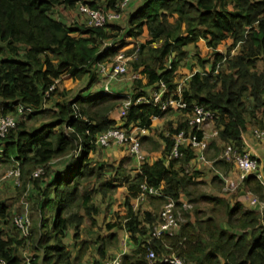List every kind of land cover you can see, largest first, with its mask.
Masks as SVG:
<instances>
[{
	"label": "trees",
	"instance_id": "16d2710c",
	"mask_svg": "<svg viewBox=\"0 0 264 264\" xmlns=\"http://www.w3.org/2000/svg\"><path fill=\"white\" fill-rule=\"evenodd\" d=\"M118 1L0 0V115L15 119L16 115L26 116V120L48 113L52 117L34 129L27 128L26 120L16 119V126L0 139V161L18 169L21 184L15 188L16 194L27 195L24 203H31L36 214L24 236L14 225L20 212L13 213L0 202V261L25 264L19 252L28 244L33 252L30 264L80 263L88 244L82 242L72 256L64 240L69 233L77 240L84 223H88L87 230L96 227V194L104 201L122 188V222L106 225L110 232L117 229L107 238L96 236L97 259L92 264H105L117 256L118 264H148L149 250L157 258L172 254L184 264H264V211L226 196L198 195L196 179L202 174L194 167V150L182 146L180 158L169 157L178 132L199 136L189 121L195 105L216 113L218 136L209 141V147L216 151L233 145L243 153L248 126L264 129V69H257V63L264 60V0H140L132 12L124 14L120 21H125L124 38L136 41L145 34L144 42L124 50L126 56L136 55L129 63L138 76L129 96L133 102L148 96L146 88L157 92L160 82L166 87L162 100L177 96L182 82L178 80L179 70L189 58L186 47L202 42L209 51L205 59L199 53L192 56L199 69L181 88L188 109L172 111L177 118L165 121L159 132L151 129L152 118H162L171 110L163 112L159 104L138 103L118 124L114 114L128 97L87 92L98 80V65L110 62L126 45L119 39L123 31L116 25L119 22L92 28L79 22L77 11V21L55 16L57 10L71 11L77 3L105 10L113 9ZM109 41L111 47L103 48ZM225 44L226 55L219 50ZM81 78L87 79L86 84L72 98L68 89L58 92L61 83H76ZM17 106L31 112L19 115ZM115 127L148 129L151 134H138L137 138L141 144L155 141L154 149L162 145L160 155L144 162L133 176L117 166L106 178L112 167L105 162L94 163L91 154L96 151L97 135ZM251 157L257 160L264 177L262 158ZM61 158L67 160L53 166ZM227 164L220 159L213 166L227 171ZM38 169L42 174L33 177ZM212 181L223 184L219 176ZM143 187L158 191V196L145 197L150 205H158L156 209L167 199L176 202L184 218L176 235L150 238L158 216L156 209L133 207ZM239 187L264 203V184L256 176H248ZM184 199L191 210H182ZM200 204L207 205L213 214L222 211L223 220L206 216ZM119 232L127 234L132 249L116 255L122 247L117 244V249L110 251L108 245L113 247V240L120 241Z\"/></svg>",
	"mask_w": 264,
	"mask_h": 264
},
{
	"label": "built area",
	"instance_id": "2783aa9c",
	"mask_svg": "<svg viewBox=\"0 0 264 264\" xmlns=\"http://www.w3.org/2000/svg\"><path fill=\"white\" fill-rule=\"evenodd\" d=\"M128 4L129 0H119L113 9L100 10L92 9L83 3H77L75 9L81 20L79 22H84L87 27L103 28L107 25L120 22L123 19ZM111 45L112 43L110 41L105 42L103 44V48L111 47ZM129 61L130 57L126 56L124 51L121 50L115 55L111 63L98 65L99 72L103 73L109 79L120 78L128 73ZM188 77L189 76L179 83L177 96H169L166 100H162V97L166 92V87L163 82L159 83V90L157 92L148 93V96L138 97L134 102L131 98L126 99L119 111L120 118H123L126 115L127 110L132 105H136L138 103L151 105L159 104L161 105V111L163 112H167L169 110H187L188 105L181 97V88L184 81ZM132 79H138V76L135 74L132 76ZM53 88L54 87L52 86L49 90H52ZM104 90V92H108V86L106 84ZM16 109L19 115L31 112L29 109H25L22 106H17ZM215 117L216 113L214 111L206 110L197 105L193 106L189 121L191 125L195 126L199 136L178 132L173 136V146L169 157L180 158L182 156L180 149L182 146H185L194 150V164H208V161L206 160V152L209 148V141L216 139L218 136V131L214 126ZM156 118L158 117H154L152 120ZM16 122V119L11 115H0V139L4 138L9 130L16 126ZM147 131L148 129L143 127H133L129 131L124 130L122 127H115L98 134L95 143L100 148L108 147L111 144L126 146L127 152L131 157L140 158L141 143L137 138V135H144ZM253 135L255 139L264 142V129L254 130ZM222 159L234 166L233 168L236 180L235 187L240 186L248 176H256L264 184L263 172L259 171V164L257 160L252 158L250 155L238 152L233 145H226L222 151ZM40 174H42V170L38 169L33 173V177H37ZM8 178L14 179L17 183L19 181L18 169L12 167L8 170L3 176V179ZM228 181H226L227 185L229 184ZM142 190L143 192L138 198H136V202L133 205L134 208H136L139 202H142L147 195L153 193V189L147 190L143 187ZM181 203L183 211H188L191 208L190 204L187 202L182 201ZM249 204L251 206H259L260 210L264 207V203L259 202L255 198L249 200ZM28 214V205L23 203L21 212L14 218L15 227L19 229L24 236L28 235V226L30 225ZM183 222L184 218L181 215V210L177 208L176 202L174 200L167 199L166 203H164L160 208L156 222L152 225L150 238L160 239L164 236L172 237L178 233L180 225ZM118 258L119 256L115 257L111 261H107L105 264H118ZM147 259L148 264H156L157 262L164 264H184L182 259L172 254L157 258L155 253L151 250L148 251ZM0 264L5 263L0 261ZM25 264H30L28 258H25Z\"/></svg>",
	"mask_w": 264,
	"mask_h": 264
},
{
	"label": "rangeland",
	"instance_id": "374dc122",
	"mask_svg": "<svg viewBox=\"0 0 264 264\" xmlns=\"http://www.w3.org/2000/svg\"><path fill=\"white\" fill-rule=\"evenodd\" d=\"M63 12V11H62ZM57 16V13L56 15ZM68 20V22L72 21V18H70V15H68V17L66 18ZM125 21L119 22L118 26H120V28L123 29V31H121L120 33V38L119 39H123L124 42H126V45L123 47V49L121 50H127L128 48L132 47L133 43H138L140 44L141 42L145 41V34L141 35L140 37H138L136 39V41L134 40H127L126 38H124V33H125ZM226 49H227V45H222L219 50L221 54L226 55ZM119 50V51H121ZM186 50L189 53V58L183 63L184 65L186 64V66H181L180 70H179V76H178V80L183 81L185 79V77L193 72V68L197 67L199 68V66L196 65V62L192 59V56L196 53H199L201 58H207L209 56V51H206L204 44L202 42L199 43V45L197 47H193L192 45H189L188 47H186ZM130 62H132L135 58L136 55L135 53H132L130 56ZM113 61V58L111 59L110 62H107L106 64H109ZM257 69L259 71L264 69V60H260L257 63ZM134 74L132 73L131 69H130V65H128V73L120 78L117 79H109L106 76L101 75V73L98 76V80L97 82L89 89L87 90L88 93H97V92H102L105 91L104 87L105 84L108 86V92L110 93H115L118 92L119 94L128 97L127 99H129L131 96L130 94H126L127 92H129V90L131 91V86L133 83V79L132 76ZM87 79L86 78H81L79 79L76 83H70L69 81L67 82H63L60 84L59 86V91L61 92L63 89H68L67 93H68V97L72 98L73 96H75L80 89H82L85 84H86ZM127 90L126 93H122V91ZM58 97H56V99H58ZM51 104H48L47 108H50ZM120 111V110H119ZM119 111L118 113L114 114L115 119H120V115H119ZM173 114L176 115L177 118V114L175 112H170L169 114H166L164 117H170L173 116ZM118 115V116H117ZM17 120H26V116H15ZM118 119V120H119ZM52 121V117L50 115V113L48 114H42V115H37L29 120H26V125L27 128H38L41 123H47ZM215 125V124H214ZM121 126V125H119ZM162 128V125L160 126H154L153 131H157L159 132ZM253 130H258L257 126H248V131L252 132ZM251 134V133H250ZM157 140V139H155ZM160 142V141H159ZM153 144H151V142H144L141 144V151L143 153V156L145 158L144 162H152L157 156L158 154L160 155V150L162 149L161 146L157 149H154L156 142L153 141ZM155 144V145H154ZM264 144V143H263ZM221 146V145H220ZM220 148V147H218ZM221 149V148H220ZM157 150V152H155ZM155 152V153H154ZM1 152H0V157H1ZM264 158V154L262 156V160ZM222 159V150L220 151H216V148H212L209 147L207 152H206V160L208 161V164H202V163H197L194 165L195 169L198 172H201V177H199L198 179H196L199 184L196 186V192L197 194H206V195H216V196H226L229 200H233L238 201V202H243L245 205L248 204L249 200L255 198L257 200L258 197L256 195H251L247 192H243L241 191V189H239L240 187L237 186L235 187V172H234V166L231 163H228L227 165H229L228 170L226 171L223 168H216L215 166H213L214 162L218 161ZM66 161L67 159H59L56 160L55 163H53V166L57 167L58 164H62L61 162ZM91 161L95 162H105L107 164H109L112 169H110L109 171L106 172L105 177H111L114 174V170L115 168H117V166H121V168L128 174V175H134L135 170L137 169V164L134 161V159H132L130 157V155L127 152V147L126 146H121V145H109L108 147H104V148H99L98 146L96 147V151L94 153L91 154ZM227 163V162H226ZM12 163H8V162H1L0 161V202L4 203L6 206H8V208L14 213H18L21 212L22 208H23V203L25 202V197L27 196H17L16 194V190L15 188L20 186V180L16 183V181L14 179L8 178V179H3V176L6 174V172L8 170H10L12 168ZM214 167V168H213ZM188 171H192L191 168H187ZM228 171L231 172L230 174L233 175V179L228 178ZM214 176H219V178L223 181V184H219V182H213L212 178ZM224 180H223V178ZM229 181H228V180ZM226 181L229 182V184L227 185ZM123 192L124 190L118 189L116 191H114L113 193L109 194V198L107 197V199H105L104 201L102 200V196L101 194H96L93 197V201L95 202V204L99 207V215L97 217V224L98 229H96L94 232L93 231H89L87 230L86 226L88 225L85 224L86 229L82 228L81 231L79 232V238L77 240L72 239L71 238V234L70 236L65 239V243L67 245V248L71 251L72 256L76 255L77 252V247L79 245H81L82 242H85L86 244H88L89 248L86 252V255L83 257V259L80 261V263L78 264H92L93 261L95 259H97V254H96V248L98 247V245H96L94 243V241L96 240V236L100 235V236H104L105 238H107L112 232H116L117 229H114L113 231H108L107 229V224H116V223H121L122 222V217L124 214V208L122 206V202H123ZM19 197V198H18ZM183 201L187 202L186 199H184ZM260 202V201H259ZM147 203V202H146ZM152 206V208L154 207L156 209V207L158 206L157 204H153V205H149ZM191 206V205H190ZM201 208L205 209L206 212V216H214V218L217 221L223 220V213L222 211L218 210L217 212H215L216 214H213L209 211V207H207V205H202L200 204ZM146 208L143 207L142 210H144ZM160 208L156 209V213L158 215ZM192 208V206H191ZM191 208L189 210H191ZM264 211V207L262 210ZM28 213H30L31 215V225L34 224V221L36 220V214L33 212L32 210V204L28 202ZM122 232H119V234L121 235ZM114 242V246L111 247V245H108V248L110 251H112V248H114L115 250L117 249L115 246L117 244H120V241L117 243V240H113ZM113 249V250H114ZM126 252L127 249H125ZM22 258H30L33 255V252L31 250V247L27 244L25 245L21 251L19 252Z\"/></svg>",
	"mask_w": 264,
	"mask_h": 264
},
{
	"label": "crops",
	"instance_id": "0c3cea01",
	"mask_svg": "<svg viewBox=\"0 0 264 264\" xmlns=\"http://www.w3.org/2000/svg\"><path fill=\"white\" fill-rule=\"evenodd\" d=\"M140 2V0H129V4H128V7H127V9L125 10V13H130V12H132V10H133V8L138 4ZM63 9H59V10H57L56 12L58 13V15H57V18H59L60 20L61 19H65L66 20V18L68 17V15H70V18H72V20H75V21H77V18H75V15H76V9H73V10H71V11H63ZM79 21H81L80 20V17H79ZM103 64H106V63H103ZM198 69L199 68H197V67H195V68H193V72L192 73H194V72H197L198 71ZM99 74H100V72H99ZM99 74H98V76H99ZM101 75H103V76H105L103 73H101ZM189 75H191V73L190 74H188L187 76H189ZM186 76V77H187ZM185 77V78H186ZM127 92V90H124V91H122V93H126ZM146 92L147 93H151L152 92V89L151 88H146ZM131 93V94H130ZM115 94H118V95H121V94H119L118 92H115ZM126 94H130V95H132V89H131V91L129 90V92H127ZM173 111V110H172ZM171 111V112H172ZM118 116V115H117ZM118 119H119V116H118ZM118 119H116V121L118 122V124H120L121 122H120V119L118 120ZM174 119H176V115L175 114H173V116H170V117H162V118H156V119H153V120H151V122H152V125H151V129L153 130L154 129V126H161V125H163L164 124V122L165 121H168V120H174ZM152 132V131H151ZM252 132H254V130L252 131ZM252 132H249V131H247V133L246 134H244V146H243V153H245V154H248V155H250V156H254V157H259V158H262V156H263V154H264V144L263 143H260V142H258L255 138H254V135H253V133ZM251 133V134H250ZM148 134H151L150 133V131L148 130L147 131V133H145L144 134V136H147ZM159 155V154H158ZM132 159H134V161L136 162V164H137V169L144 163V161H145V158H144V156H143V153H142V151H141V157L140 158H134V157H131ZM263 170V169H262ZM231 172H228V178H230V179H233V175H231L230 174ZM223 178V177H222ZM234 178H235V175H234ZM223 180H224V178H223ZM228 180V179H227ZM151 196H158L159 195V193H158V191L157 190H155V189H153V193L152 194H150ZM135 202H136V200L134 201V203H133V205L135 204ZM146 201V199H144L142 202H139V204L137 205V207L136 208H134V210H136L138 207H145L146 206V208L144 209V210H151V207L149 206L150 204H149V202H147ZM243 203V202H242ZM248 204H249V202H248ZM85 224H87V223H84L83 224V226H82V228H84L85 227ZM98 224L96 225V227H94V228H91V229H88L89 231H95L97 228H98ZM84 229H86V228H84ZM70 236V233L68 234V236L66 237V239L68 238ZM64 242H65V240H64ZM118 246H120V247H122V249L120 248V249H118L117 251H115V253H116V255H120L121 253H124V252H126V250L125 249H127V251H130L131 249H132V246L129 244V242H128V236H127V234L125 233V232H122L121 233V235H120V244H118Z\"/></svg>",
	"mask_w": 264,
	"mask_h": 264
}]
</instances>
